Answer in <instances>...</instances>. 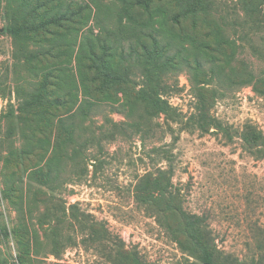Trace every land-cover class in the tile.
<instances>
[{"label":"rangeland","instance_id":"1","mask_svg":"<svg viewBox=\"0 0 264 264\" xmlns=\"http://www.w3.org/2000/svg\"><path fill=\"white\" fill-rule=\"evenodd\" d=\"M20 250L264 264V0H0V264Z\"/></svg>","mask_w":264,"mask_h":264},{"label":"trees","instance_id":"2","mask_svg":"<svg viewBox=\"0 0 264 264\" xmlns=\"http://www.w3.org/2000/svg\"><path fill=\"white\" fill-rule=\"evenodd\" d=\"M143 50L145 51H148V48L144 47ZM155 50H159L157 48H155ZM96 59L97 58H94L92 57L91 60L93 61V65L96 64V67H97V63H96ZM143 95V93L141 92V96ZM38 175H41L40 172H36ZM46 176L45 175H42L41 176V179L45 178ZM189 218V221L190 222H194V223H198V224H201V221L200 219H196V218H192L191 216H188ZM16 231V230H15ZM16 234H17V231H16ZM25 253L23 254V251L20 250V253L18 254V261L21 263V264H26L25 263ZM209 258L211 259V255H209ZM138 263H140V261L137 260ZM212 264H217L216 262H212Z\"/></svg>","mask_w":264,"mask_h":264}]
</instances>
